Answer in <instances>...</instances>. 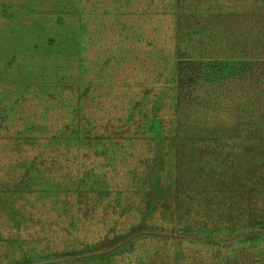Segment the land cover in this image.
Segmentation results:
<instances>
[{
    "label": "rangeland",
    "instance_id": "374dc122",
    "mask_svg": "<svg viewBox=\"0 0 264 264\" xmlns=\"http://www.w3.org/2000/svg\"><path fill=\"white\" fill-rule=\"evenodd\" d=\"M95 1L97 0H0V183L5 180L17 181L26 175L28 181H33V189H36L37 184L40 189L43 187L47 191L46 184L43 183L53 184L51 188L54 191L48 190V193L55 194L56 189H61L62 195L70 199L69 202L76 206V210L82 209L76 215L73 207L72 213H64L65 216L60 212L63 206L68 205V200H65L63 206L60 205L59 210H54L49 201L45 207L37 204L40 210L45 211L43 218L35 216L36 218L25 222L20 230L8 218H0L6 235L12 234V237L23 240L32 264H84L81 260L83 253L104 254L103 250L109 247V244H96L93 248L95 250L88 251L85 248L87 245L101 241L104 237L110 238V244L117 242L120 239L118 229L131 230L125 232L124 237L132 233V223L135 220L112 212L113 209L122 207L119 202H102L98 212L84 221V224L80 223L75 228L69 226L72 215L75 213L83 220V212L87 208L78 194L74 197L75 191H79V185L87 187L81 179L87 176L89 169L96 166L95 172H107L108 178L113 179L112 184L124 190L128 187L130 195L137 197L138 188H142L143 182L134 170L140 165L142 170L137 172L142 176L145 162L151 163L156 157L155 146L164 143L170 145L173 142L170 135L175 124V110L178 111L174 108L184 82L179 77L176 81L174 76L172 79L168 78L171 72L178 75V65L174 67V73L173 67L167 64L170 59L164 56V49L154 44V33L148 31L146 24L139 20L141 14H137L146 9L145 5L148 4L155 9L164 7L162 0H123L121 5L115 0H98L100 14L102 11L107 13L100 16L102 20L91 16L90 21L85 6L90 8L93 2L96 4ZM108 3L110 8L105 10L102 5ZM94 6L98 9L97 4ZM52 8L54 10L51 11ZM78 11H83L80 18ZM58 13L65 17L72 29L77 23L79 31L75 42H71L74 30L68 25H53L52 19ZM93 19H97V22L93 23ZM51 38L56 40L53 47L48 45ZM73 45L76 46L75 54ZM153 45L155 48L151 50ZM70 49L73 53H69ZM15 54L16 59L12 57ZM70 74L72 76L66 79ZM60 81H69L68 84L77 91L80 112L68 126L71 129L78 126L80 144L70 147V143H62L67 140L54 139L52 131L48 129L46 135H32L30 140L26 139L30 133L18 136L21 140H15L17 136L12 139L17 131L29 130L30 126L36 124L35 121L53 127L64 124L67 118H62L54 109H50L54 106L50 99H41L43 86L47 85L51 89V85ZM65 95V100L72 107V102H76L74 94L66 91ZM18 103H23V109H19ZM66 109L70 108L66 106ZM191 119L196 127L197 119ZM212 120H215L213 130H224L223 123H218L217 119ZM154 121L162 129L152 132ZM120 126H123L122 130L118 128ZM114 129L116 131H112ZM123 130L127 132L123 134ZM88 131L97 134L93 141L95 146H100L97 149L90 147ZM108 133H112L111 138H108ZM155 133L167 138L160 140ZM110 140L115 142L111 149L108 145ZM106 144L108 147L101 151V146ZM115 148L118 152H113ZM178 149L175 146L166 157L172 163L170 169L173 174L179 173L176 166L183 154ZM194 169V177L190 174L188 176L195 181L199 179L200 168L194 166ZM96 178L91 177L92 180ZM162 185H166V182L163 181ZM15 187L0 185V189H11L9 192ZM175 189L181 192L178 185ZM59 197L62 199L61 195ZM31 199V205L27 208L30 215L35 214L34 198L31 196ZM174 203L183 205L182 202ZM118 223L120 225L112 229ZM194 239L188 238L183 243L182 237L175 233L171 239L174 251L169 248L161 250L158 264L169 258L174 260V264H178V254L186 247L188 249L185 252L192 250L190 258L202 254L211 261L213 253L220 251L222 255H227L231 252L232 243L240 240L234 238L231 242L223 243L224 247L215 248L214 242ZM160 240L163 239L159 236L155 239H143L140 242L145 245L137 246V250L144 253L147 264H151L148 257L157 252L145 253L143 250L155 251L157 246L161 247L165 243ZM2 245L0 242V248ZM31 248L35 250L32 251ZM3 252L4 249H0V253ZM7 252L9 256L6 262L10 264L22 257L21 252ZM109 252L107 250L105 253ZM132 257L133 255L126 261H131ZM103 261L104 258L98 264H103ZM0 264H4L1 259ZM113 264L122 262L116 259Z\"/></svg>",
    "mask_w": 264,
    "mask_h": 264
},
{
    "label": "trees",
    "instance_id": "16d2710c",
    "mask_svg": "<svg viewBox=\"0 0 264 264\" xmlns=\"http://www.w3.org/2000/svg\"><path fill=\"white\" fill-rule=\"evenodd\" d=\"M115 1L118 5L123 2V0ZM150 1L154 0L147 2ZM173 1L171 6L168 0H162V4L172 7L176 15L177 74L184 82L175 104L178 111L175 110V124L170 135L173 148L168 143L155 146L156 157L151 163L145 162L144 174L141 176L137 172L142 170L140 165L134 170L143 182L142 188H138V196H131L128 187L125 190L117 188L112 184V177L108 178L107 172L97 173L96 166L91 167L92 169L87 171V176L81 179L87 187L79 185V191H75L74 195L76 198L78 194L80 200L86 203L87 208L83 212L85 218L81 220L76 215L82 209L76 210V206L69 202L70 199L62 195L61 189H56L55 194L48 193V190L54 191L51 188L53 184L50 185L48 182L43 183L46 184L47 191L43 187L40 189L37 184H35L36 189H33L31 187L33 181H28L27 176L24 175L17 181L5 180L0 183V185L16 186L12 192H9L11 189H0V218H8V221L20 230L25 222L36 218L35 216L43 218L45 211L40 210L37 204L45 207L49 201L53 209L57 210L60 205H64L65 200H68V205L63 206L60 213H72L71 208L75 207L76 215L74 213L69 221V226L75 228L96 214L102 202H110V204L119 202L122 207L113 209L112 212L135 220L132 223V233L124 237L125 232L131 230L118 229L120 239L117 242L110 244V238L104 237L101 241L87 245L85 248L89 251L96 244H105L104 246L109 244V247L103 251L110 252L104 254L85 252L81 258L84 264H98L103 258V264H113L116 259L122 264H147L144 253L142 250H137V246L145 245L140 242L143 239H155L159 236L163 239L160 241L165 242L164 247L157 246L155 251L143 250L145 253L157 252L156 255H150L148 260H151V264H158L161 250L169 248L174 251V242H171V239L175 233L182 237L183 243L188 238H195L207 243L214 242L215 248L224 247L223 243L231 242L234 238L240 239L232 243L233 247L230 248L229 254L222 255L217 251L218 253H213L211 261L202 254L190 258L192 250L185 252L188 249L186 247L179 254L175 252L178 254V264H264V0ZM95 3L98 9L95 8L94 2L90 8L85 6L90 21L91 16L100 20H102L100 16H105L106 11H102L101 14L99 12L98 0ZM108 5L109 3L102 7L108 10L110 8ZM81 14L83 11H78V18ZM137 14L138 16L141 14L139 17L141 23L149 17L148 9L146 12L138 11ZM149 14L152 15L151 9ZM96 22L97 19H93V23ZM52 23L63 27L64 24L68 25L65 17L59 13L54 15ZM226 24L230 26L226 33H222L221 29ZM77 26L76 23L72 29L68 25L74 30L71 42L76 40L79 31ZM209 40L212 43L221 42L223 54L219 53L215 46L217 44H214L212 50L206 48ZM225 40L229 42L227 46ZM55 41L49 39L48 45L53 47ZM75 45H73L74 54ZM197 47L201 48L199 53L196 51ZM69 53H73V50L70 49ZM12 57L16 59L17 55ZM220 58L228 60L222 61ZM192 59L198 61H191ZM71 76L72 74L66 76V79ZM216 79L222 81L216 82ZM207 80L210 82L206 84ZM68 82L60 81L51 85V89H48L47 85L43 86V97H41V99H50L54 104L50 109H54L62 118H67L64 124L61 127H53L35 121L36 124L30 126L29 130L17 131L12 139L17 136L15 140H21L22 138L18 136L30 133L26 137L30 140L32 135H46L48 129L52 131L54 139L67 140L62 143H70V147L80 144L78 126L73 129L68 126L80 112L77 91ZM198 82L202 86L196 87ZM218 88L220 91H216ZM66 91L71 95L74 94L76 98V102H72V107L65 100ZM204 96L211 98L210 103H214L215 106L221 104L223 108L209 109L210 105H207L208 109H202L206 101ZM18 105L19 109H23V103ZM66 106L70 109H66ZM195 106L197 109H189ZM45 109L50 112L49 108ZM2 111L5 112V109ZM192 117L198 121L196 127ZM212 119L223 123L224 130L220 131V128L218 131L213 130L215 120ZM118 128L122 130L123 126ZM159 129H162L159 123L154 121L151 131ZM126 132L127 130H123V134ZM154 135L159 136L160 140L167 138L159 133ZM107 136L111 138L112 133H108ZM96 137V133L87 132V140L90 139L89 145L92 149L100 147L93 144ZM108 143L110 149L114 148L113 140ZM108 145L101 146V151ZM175 146H178V150L183 153L176 166L180 174H173L170 169L172 163L166 158ZM113 152H118V149L115 148ZM194 166L200 168L199 179L195 181L188 176L190 174L194 177ZM92 176L97 178L92 180ZM163 181L166 182L164 186ZM176 185L180 187L181 192L176 191ZM31 196L34 198L36 215L34 213L30 215L27 209L28 205H31ZM174 202H182L183 205L178 206L179 204L176 205ZM221 224L224 226H220ZM118 225L120 224L113 225L112 229ZM225 235L226 237L223 238L222 236ZM0 242L3 244L0 249H4V252L0 253V259L4 264H10L6 262L9 256L7 251H11L12 254L22 253V257L14 260V264H32L30 254L23 246V240L12 237V234L6 235L2 230L1 221ZM31 250L35 249L31 248ZM132 255L131 261H126ZM160 264H174V260L169 258L161 261Z\"/></svg>",
    "mask_w": 264,
    "mask_h": 264
},
{
    "label": "crops",
    "instance_id": "0c3cea01",
    "mask_svg": "<svg viewBox=\"0 0 264 264\" xmlns=\"http://www.w3.org/2000/svg\"><path fill=\"white\" fill-rule=\"evenodd\" d=\"M168 2L170 3L171 6L174 3L173 0H168ZM158 5H160V4H157V6ZM145 7H146V9H142V11L146 12L147 9H148L149 17L147 19H144V23L147 25L148 31L154 33L153 37H152L153 38L152 40H153L154 44H156V46L158 45L159 47L164 49V56L166 58L170 59L167 64H168V66L173 67V71L175 73L174 67L178 63V48H177L176 19H175L176 15L173 12L174 10L172 9V7H169V6L166 7L165 3H164V7H161L159 9L158 8L155 9V7L151 8V7H149V4L145 5ZM150 8H151L152 15L149 14L150 13ZM229 26L230 25H227V24L224 25L223 28L221 29V32L222 33H226V30L228 29ZM232 26L233 25H231V27ZM237 27H238V25H237ZM224 43H225V46H227V44L229 42L227 40H225ZM214 44H217L215 46L217 47L219 53L223 54V49H222L221 42H217L216 41V42L212 43L209 40L208 43L206 44V48L212 50L213 47H214ZM153 48H155L154 45L152 46L151 50ZM196 51L199 53V51H201V48L197 47ZM225 54H227V53H225ZM211 59H214V58H211ZM220 60L227 61L228 59L220 58ZM191 61H198V60L192 59ZM168 76H169L168 77L169 79H172V77L174 76V81H176V78L178 79V75H176V74L174 75L172 72L169 73ZM215 81L216 82H221L222 79H216ZM199 82L196 85V87L202 86V84H199ZM209 82H210V80H207L206 84L209 83ZM221 87H222V84L220 85V88ZM216 91H220V89L218 88ZM204 97H206V101H205L204 107L202 109H208L207 105H210L209 109H221V108H223L221 106V104H218V105L215 106L214 103H210L211 98H209L207 96H204ZM174 109H176V108H174ZM189 109H197V108L195 106V107H190Z\"/></svg>",
    "mask_w": 264,
    "mask_h": 264
}]
</instances>
